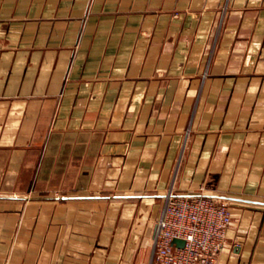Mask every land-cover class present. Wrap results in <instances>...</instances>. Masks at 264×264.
I'll use <instances>...</instances> for the list:
<instances>
[{
	"label": "crops",
	"instance_id": "crops-1",
	"mask_svg": "<svg viewBox=\"0 0 264 264\" xmlns=\"http://www.w3.org/2000/svg\"><path fill=\"white\" fill-rule=\"evenodd\" d=\"M169 186L264 264V0H0V264H148Z\"/></svg>",
	"mask_w": 264,
	"mask_h": 264
},
{
	"label": "built area",
	"instance_id": "built-area-1",
	"mask_svg": "<svg viewBox=\"0 0 264 264\" xmlns=\"http://www.w3.org/2000/svg\"><path fill=\"white\" fill-rule=\"evenodd\" d=\"M231 218L225 201L169 186L155 217L148 264H214Z\"/></svg>",
	"mask_w": 264,
	"mask_h": 264
},
{
	"label": "water",
	"instance_id": "water-1",
	"mask_svg": "<svg viewBox=\"0 0 264 264\" xmlns=\"http://www.w3.org/2000/svg\"><path fill=\"white\" fill-rule=\"evenodd\" d=\"M173 241L176 242V244L178 245H182L183 243L182 239H179V238H174Z\"/></svg>",
	"mask_w": 264,
	"mask_h": 264
}]
</instances>
